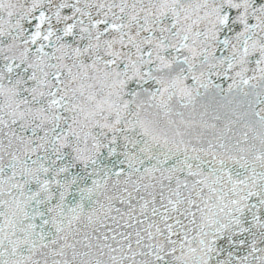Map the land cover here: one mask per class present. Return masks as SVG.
Here are the masks:
<instances>
[{"label": "snow or ice", "instance_id": "snow-or-ice-1", "mask_svg": "<svg viewBox=\"0 0 264 264\" xmlns=\"http://www.w3.org/2000/svg\"><path fill=\"white\" fill-rule=\"evenodd\" d=\"M0 264H264V0H0Z\"/></svg>", "mask_w": 264, "mask_h": 264}]
</instances>
